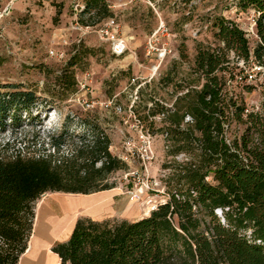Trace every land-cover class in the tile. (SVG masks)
Returning <instances> with one entry per match:
<instances>
[{
	"label": "trees",
	"instance_id": "obj_1",
	"mask_svg": "<svg viewBox=\"0 0 264 264\" xmlns=\"http://www.w3.org/2000/svg\"><path fill=\"white\" fill-rule=\"evenodd\" d=\"M82 2L78 15L84 25L114 14L106 0ZM237 5L256 13V44L250 47L232 19L212 16L207 21L216 43H197L182 93L169 106L155 100L147 117L138 116L152 133L149 115H162L158 129L170 157L163 164L170 169L163 180L167 199L131 221L78 218L68 240L52 248L62 264H264V100L248 107L235 92L238 65L230 58L233 52L244 63L264 66V0H237ZM82 55L76 50L56 75L62 90L76 89L72 67ZM0 87L8 88L0 91V122L15 120L39 100L33 90ZM68 121L69 116L60 132L49 136L57 153L69 135ZM81 139L69 155L19 151L0 157V264H18L43 193L88 194L113 187L103 181L125 164L109 151V139L102 133Z\"/></svg>",
	"mask_w": 264,
	"mask_h": 264
},
{
	"label": "rangeland",
	"instance_id": "obj_2",
	"mask_svg": "<svg viewBox=\"0 0 264 264\" xmlns=\"http://www.w3.org/2000/svg\"><path fill=\"white\" fill-rule=\"evenodd\" d=\"M106 1L114 13L110 18L126 39L127 48L119 56L97 34L108 18L89 25L79 21L82 0L0 1V86L13 84L39 96L15 120L0 122V157L19 151L24 156L48 151L69 155L81 146L82 136L88 141L102 133L110 141L111 154L125 164L103 181L113 186L109 190L117 199V211L122 210L107 219L131 221L167 199L163 180L170 170L163 167L170 157L158 129L162 115H149L155 122L150 142L142 136L138 116L147 117L155 100L169 106L182 93L180 85L193 67L197 43H216L208 19L216 14L232 19L245 31L252 48L257 42L256 13L241 9L237 0ZM50 49L63 57L50 56ZM76 50L84 53L72 67L76 89L62 90L55 83L56 75ZM230 58L238 65L232 79L235 92L248 107L256 108L264 100V66L252 60L244 63L233 52ZM86 71L90 77L84 78ZM248 74L252 78L243 81ZM243 84L254 88L247 92ZM84 99L93 104L85 106ZM67 116L69 135L57 153L49 136L60 132ZM135 190L140 192L139 200L129 198V191Z\"/></svg>",
	"mask_w": 264,
	"mask_h": 264
},
{
	"label": "crops",
	"instance_id": "obj_3",
	"mask_svg": "<svg viewBox=\"0 0 264 264\" xmlns=\"http://www.w3.org/2000/svg\"><path fill=\"white\" fill-rule=\"evenodd\" d=\"M116 204L117 199L109 189L88 194L43 193L35 202L32 230L18 264H62L52 248L68 240L76 220L81 217L103 220L115 216L122 211H117Z\"/></svg>",
	"mask_w": 264,
	"mask_h": 264
},
{
	"label": "built area",
	"instance_id": "obj_4",
	"mask_svg": "<svg viewBox=\"0 0 264 264\" xmlns=\"http://www.w3.org/2000/svg\"><path fill=\"white\" fill-rule=\"evenodd\" d=\"M6 5H8V3ZM6 7H8V6H6ZM6 7L4 10H6ZM0 15H2V13H0ZM76 24H77V22H76ZM86 27H88V26H86ZM120 30H121L120 25L114 20V18H110V17L97 30V34H98L99 38L104 40L106 43H108L110 51L112 52V54H114L116 56L123 54L127 48L126 39L123 37V35H121ZM49 55L55 56L57 58L63 57L62 56L63 54L61 52H57L56 50H53V49L49 50ZM88 76L90 77V72L86 71L84 78L88 77ZM247 77L252 78V75L249 74ZM85 86H86V84L82 83L81 87H85ZM82 101L85 104V106H87V107H89L93 104L92 101L89 102L85 99ZM139 123L141 126L142 136L148 142H150L151 134L147 130L143 129V126H142L140 121H139ZM129 198L131 200H139L140 199V192H138L136 190L135 191H129ZM159 203H161V202H159ZM158 204H154L152 206V209L156 208V206Z\"/></svg>",
	"mask_w": 264,
	"mask_h": 264
}]
</instances>
